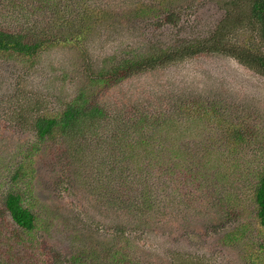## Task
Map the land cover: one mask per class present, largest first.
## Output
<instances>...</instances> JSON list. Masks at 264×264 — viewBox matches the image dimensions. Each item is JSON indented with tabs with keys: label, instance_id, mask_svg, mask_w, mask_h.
<instances>
[{
	"label": "rangeland",
	"instance_id": "374dc122",
	"mask_svg": "<svg viewBox=\"0 0 264 264\" xmlns=\"http://www.w3.org/2000/svg\"><path fill=\"white\" fill-rule=\"evenodd\" d=\"M5 1L0 0V9L10 5L8 15H13L14 10H24L25 5H31L35 10L38 8L35 6L37 0H15L23 3L20 7H16L14 0H9L7 4ZM135 1L138 0H115L113 4L122 9L126 2L132 4ZM175 2L169 5L172 13L159 10V18L153 20V27L146 28L141 36L136 34L137 29H132L130 23L123 21L119 24L120 17L112 16L95 25L82 46L75 41L48 46L35 60L0 53V205L6 191L16 186L10 178L17 165L15 158H18L19 164L23 156L21 152L36 139L32 120L37 107L45 113L59 114L75 99L81 85L88 83L89 78L100 77L106 72V82L91 86L92 90L96 89L95 98L100 104L120 110L133 100L143 103L149 111H172L174 119L184 124L181 141L196 138L201 147L206 141L199 133L204 132L203 125L192 122L189 114L179 112L177 106L185 100L205 98L215 101L212 105L217 115L228 113L227 116L235 122L253 125L256 130L254 138L229 152L228 160L233 157L238 168L231 163L225 169L231 178L227 183L226 202L233 205L232 209H242L241 215L246 217L239 221L219 222L215 219L220 210L214 204V195L208 194L204 201H201L200 192L189 195L193 186L191 183L179 185V190L173 184L167 186L173 199L167 209H171L175 201L174 208L180 213L179 199L188 200L196 206L195 209L193 206L187 208L192 211L186 213V219L178 213H170L166 224H163V198L158 201L159 206L156 205L162 214L156 215L149 210L153 217L147 224L143 214L139 215L142 218H124L111 211H97L82 195V190L76 187L75 191L71 188L67 191L65 184L68 183L59 182L61 167L53 169L47 156L45 166L42 160L37 162L41 178L28 189L29 201L38 213L41 227L24 234V238L30 237L32 243L41 246V250H34L39 261L79 264L78 258L85 247L91 250L96 244L104 243L106 249L113 248L117 258L146 264H184L186 259L193 264L195 261H198L197 264H264V231L260 225L249 222L257 214V208L247 191L253 170L260 165L264 167V76L221 53H200L193 57L181 54L178 60L166 61L155 69L125 77L109 75L108 70L118 60L141 57L160 48L172 54L182 44L181 40L208 36L223 18L224 10L219 0ZM189 6H199L196 17L187 20V15L182 16L178 27L172 28L161 21L166 14L169 17L172 14L180 16L181 13L176 11L180 8L185 15L187 10L184 9ZM113 13L119 14L116 11ZM15 17L14 21L11 16L6 18L0 14V22L9 27L35 25L36 32L44 29L43 16L37 11L32 17L19 13ZM46 17L49 18V15L46 14ZM47 33L46 30L44 34L47 36ZM256 36L246 29L236 38L258 45ZM258 48L264 53L263 41ZM38 100L41 104L29 108ZM219 139L212 134V142L217 146ZM219 154L213 156L215 167L224 158L222 151ZM199 162L198 156L190 165L198 167ZM74 165L77 166V162ZM84 169L89 170L85 165ZM75 172L74 169V172L65 171L63 174ZM2 216L4 213L0 206V219ZM243 219H249L246 221L248 224ZM2 230L1 227V233ZM254 231H257V236H252ZM239 233L251 236L243 242Z\"/></svg>",
	"mask_w": 264,
	"mask_h": 264
},
{
	"label": "trees",
	"instance_id": "16d2710c",
	"mask_svg": "<svg viewBox=\"0 0 264 264\" xmlns=\"http://www.w3.org/2000/svg\"><path fill=\"white\" fill-rule=\"evenodd\" d=\"M113 1L37 0L36 10L31 5H25L24 10H14L13 15L7 13L10 14V5L5 6L0 9V14L6 18L11 16L14 21L17 13L32 17L36 11L39 12L43 16L44 29L36 32L35 25L9 27L0 22V53L35 60L48 46L68 41L79 42L82 46L95 25L112 16L120 17L119 24L123 21L130 23L132 29H137L136 34L141 36L146 28L153 27V20L159 18V10L171 14L169 5L176 3L175 0H138L132 4L126 2L121 9ZM13 3H17L16 7L23 4L15 0ZM219 3L224 10L223 18L208 36L181 40L182 44L172 54L160 48L141 57L122 58L108 70L109 75L125 77L155 69L166 61L178 60L181 54L193 57L200 53H221L264 76V53L258 48L259 43L264 42V0H219ZM198 7H187L184 9L187 10L185 15L180 8L176 10L181 13L180 16L172 14L169 17L166 14L161 21L172 28L178 27L182 16L187 15V20L196 17ZM114 11L119 14H114ZM246 29L257 35L258 45L237 40V35ZM46 30L47 36L44 34ZM83 61L87 63L86 59ZM105 75L106 72L100 77L89 78L88 83L81 85L75 99L59 114L45 113V110L37 107L32 120L36 139L21 152L23 156L19 164L18 158H15L17 165L10 178L16 186L6 191L0 205L4 213L0 219L3 229L1 233L0 227V264H48L35 256L34 250H41V246L32 243L30 237L24 238V234L41 227L38 213L29 201L28 189L34 187L41 178L37 162L42 160L45 166L47 156L53 169L61 167L58 171L62 175L59 182L68 183L65 184L67 191L70 188L75 191L76 187L82 190V195L97 211H111L117 217L124 218L143 214L146 223L153 217L149 210L156 215L162 214L156 205L159 206L158 201L163 198V224H166L168 214L178 213L185 217L186 213L192 211L188 207H196L188 200L179 199L180 213L174 208L175 201L171 209H167L168 203L173 200L167 186L173 184L179 190V185L191 183L193 186L189 195L200 192L201 201L208 194L214 195V204L220 210L215 219L219 222L239 221L246 217L241 215L242 209H232L233 205L226 202L225 195L229 191L227 183L231 178L225 169L231 163L238 168L233 157L228 160L229 152L254 138L256 130L253 125L235 122L227 116L228 113L217 115L212 105L215 101L210 102L205 98L185 100L178 104L179 112L189 114L192 122L203 125L204 132L199 133L206 141L202 147L196 138L181 141L184 124L174 119L172 111H149L143 103L133 100L120 110L100 104L99 99L95 98L96 89L92 90L91 86L106 82L108 79ZM38 104H41V100L37 104H30L29 108ZM212 134L220 137L218 146L212 142ZM56 138L58 141H54ZM221 151L224 158L215 167L213 156H220ZM198 156V167L190 165ZM74 162H77V166ZM84 165L88 167V172ZM74 169L75 177L73 173L63 174L65 171L74 172ZM24 186L26 189H23ZM247 191L252 195L257 214L252 216V221L243 220L260 225L264 231L263 165L253 170ZM240 233L243 242L251 236H241ZM252 236H257V231ZM78 259L79 264H146L119 259L114 256L113 248L106 249L104 243L96 244L91 250L85 247ZM184 264H193V261L186 259Z\"/></svg>",
	"mask_w": 264,
	"mask_h": 264
}]
</instances>
